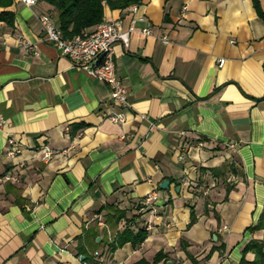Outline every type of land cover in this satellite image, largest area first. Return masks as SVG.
<instances>
[{
    "label": "crops",
    "instance_id": "1",
    "mask_svg": "<svg viewBox=\"0 0 264 264\" xmlns=\"http://www.w3.org/2000/svg\"><path fill=\"white\" fill-rule=\"evenodd\" d=\"M128 8L105 6L102 22L127 30ZM3 12L13 19L0 21V176L16 181L0 183V264H85L81 247L96 264L153 263L159 252L156 264H192L188 255L238 264L244 247L264 239V229L248 230L264 209V23L252 0H142L146 22L135 27L153 34L114 45L130 105L123 124L107 118L119 112L109 87L44 40L41 15L60 27L53 6L11 0ZM9 138L21 148L14 159L5 156ZM44 145L55 151L48 161ZM111 206L125 214L116 226ZM126 228L145 229L146 240L111 252Z\"/></svg>",
    "mask_w": 264,
    "mask_h": 264
},
{
    "label": "built area",
    "instance_id": "2",
    "mask_svg": "<svg viewBox=\"0 0 264 264\" xmlns=\"http://www.w3.org/2000/svg\"><path fill=\"white\" fill-rule=\"evenodd\" d=\"M41 0H20V2L27 6L32 7L39 3ZM185 10V8L183 9ZM128 11L132 14L131 25L127 30H123L119 22H101L91 31H82L81 34L66 39L63 37L61 30L55 25L51 16L43 14L39 17L40 22L44 28V40L55 47L62 56L66 57L71 64L80 71L86 73V75L93 79L106 84L110 89L111 101L119 107V112L110 113L107 118L115 124H123L127 118V112L130 109V105L127 97V89L118 79L115 71L114 61V45L116 43H122L125 47H128L130 36L135 32H140L144 36H151L153 34L150 25L143 29L136 30V22H146L144 16L139 15V5H132L128 8ZM161 41L168 44L166 37H162ZM16 44L19 48L25 52L37 51L34 49V45L28 42L22 36H18ZM224 61H220L219 65L222 67ZM5 121L0 117V128L5 126ZM178 136L183 140L186 139V133L179 132ZM189 143L184 141L183 147L188 148ZM7 148L5 156L7 159H14L21 153L19 143L13 138H9L7 141ZM198 147L202 148L203 143L199 142ZM231 150L235 149L234 144L228 146ZM42 160L48 161L55 154L49 146H42L38 150ZM184 153L179 154L178 161H183ZM15 182L16 177L11 173H6L0 176V183L2 182ZM155 194L151 193L146 197L143 203L139 207V213L146 212L153 201L155 200ZM227 228L224 227V230ZM204 264H214L210 261ZM218 264V263H215Z\"/></svg>",
    "mask_w": 264,
    "mask_h": 264
},
{
    "label": "trees",
    "instance_id": "3",
    "mask_svg": "<svg viewBox=\"0 0 264 264\" xmlns=\"http://www.w3.org/2000/svg\"><path fill=\"white\" fill-rule=\"evenodd\" d=\"M49 5L53 6L57 12V19L59 22V29L64 38L71 39L79 34L82 31H85L89 28L95 27L103 21L104 17V7L109 6L112 10H124L132 5L141 4L142 0H41ZM254 8L258 17L264 23V12L261 10L260 4L258 0H252ZM0 4L9 6L11 4V0H0ZM13 15L10 12H3L0 15V21L7 22L8 24H12ZM110 211L113 215L109 216V220H107L110 224V221L113 222V226H116L121 219L124 218V213L119 211L116 207H109ZM196 218L194 214L191 215V224L195 222ZM257 223L252 225L248 230L256 231L264 229V209L261 213L259 219H257ZM190 224V225H191ZM112 225V224H111ZM86 235L95 236L96 233L92 230L85 231ZM147 237V231L142 229L138 231L136 234H133L128 228H126L123 232H118L114 239L109 243V249L111 252H114L118 248L123 247L126 243L130 242L133 246H138L142 244ZM180 247L183 250H186L187 244L184 242L180 243ZM215 250L223 251L224 247L221 246L219 248H213L211 253L206 258V261L209 259V256ZM252 252L255 255V259L252 262H247L244 256L248 253ZM78 256L84 257L85 264H96L94 258L88 255L87 251L82 247L78 250ZM164 254L160 253L156 255L154 262L149 263L144 259H141L135 264H156L160 261ZM188 257L193 262L192 264H199L196 262L193 257L188 255ZM238 264H264V239L262 241H251L243 250V258L240 260Z\"/></svg>",
    "mask_w": 264,
    "mask_h": 264
},
{
    "label": "water",
    "instance_id": "4",
    "mask_svg": "<svg viewBox=\"0 0 264 264\" xmlns=\"http://www.w3.org/2000/svg\"><path fill=\"white\" fill-rule=\"evenodd\" d=\"M169 185V182L168 181H162L161 185H160V188L161 189H164L166 188L167 186ZM98 240V239H97ZM167 264H170L169 262Z\"/></svg>",
    "mask_w": 264,
    "mask_h": 264
}]
</instances>
